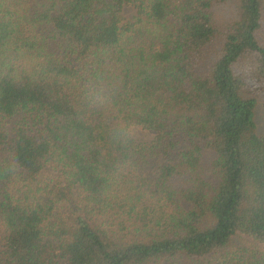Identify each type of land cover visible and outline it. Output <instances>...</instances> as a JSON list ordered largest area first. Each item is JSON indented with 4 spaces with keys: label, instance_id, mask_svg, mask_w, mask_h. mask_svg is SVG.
<instances>
[{
    "label": "trees",
    "instance_id": "trees-1",
    "mask_svg": "<svg viewBox=\"0 0 264 264\" xmlns=\"http://www.w3.org/2000/svg\"><path fill=\"white\" fill-rule=\"evenodd\" d=\"M0 264H264V0H0Z\"/></svg>",
    "mask_w": 264,
    "mask_h": 264
},
{
    "label": "rangeland",
    "instance_id": "rangeland-1",
    "mask_svg": "<svg viewBox=\"0 0 264 264\" xmlns=\"http://www.w3.org/2000/svg\"><path fill=\"white\" fill-rule=\"evenodd\" d=\"M135 9L131 6H127L125 7L124 11H123V23H126L128 22L129 20H131L134 15H135ZM14 121H10L9 124L10 125H13ZM134 136L137 140L139 141H142V142H148L150 140L153 139L154 135L150 132H146V131H142L140 129H135V132H134ZM236 242L237 244H240V245H250V246H254L253 244V241L250 240V238H247L245 236H239V237H236Z\"/></svg>",
    "mask_w": 264,
    "mask_h": 264
}]
</instances>
